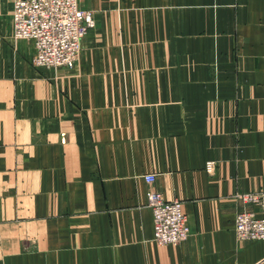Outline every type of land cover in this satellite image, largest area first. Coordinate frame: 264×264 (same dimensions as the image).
<instances>
[{"label":"crops","instance_id":"0c3cea01","mask_svg":"<svg viewBox=\"0 0 264 264\" xmlns=\"http://www.w3.org/2000/svg\"><path fill=\"white\" fill-rule=\"evenodd\" d=\"M78 1L79 61L43 69L0 0V264H264L235 232L264 218V0ZM149 174L188 241H153Z\"/></svg>","mask_w":264,"mask_h":264},{"label":"built area","instance_id":"2783aa9c","mask_svg":"<svg viewBox=\"0 0 264 264\" xmlns=\"http://www.w3.org/2000/svg\"><path fill=\"white\" fill-rule=\"evenodd\" d=\"M14 38L32 42L33 64L43 69H72L79 61L82 42L94 26L92 13L78 0H13ZM215 162L207 164L213 172ZM149 185L148 207L153 215V241L159 246L180 245L189 240L191 230L181 201H166L154 188L156 176H145ZM246 202H261V195H245ZM236 236L241 241H264V218L250 212L239 213Z\"/></svg>","mask_w":264,"mask_h":264}]
</instances>
